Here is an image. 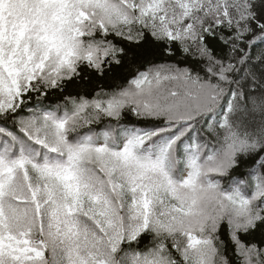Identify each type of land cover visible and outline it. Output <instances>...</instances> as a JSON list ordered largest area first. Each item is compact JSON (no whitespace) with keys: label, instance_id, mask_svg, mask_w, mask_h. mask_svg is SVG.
<instances>
[{"label":"snow or ice","instance_id":"6c2138e0","mask_svg":"<svg viewBox=\"0 0 264 264\" xmlns=\"http://www.w3.org/2000/svg\"><path fill=\"white\" fill-rule=\"evenodd\" d=\"M0 264H264V0H0Z\"/></svg>","mask_w":264,"mask_h":264}]
</instances>
